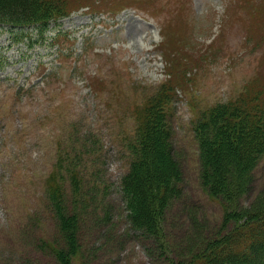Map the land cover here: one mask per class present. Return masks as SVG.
<instances>
[{
  "label": "rangeland",
  "instance_id": "rangeland-1",
  "mask_svg": "<svg viewBox=\"0 0 264 264\" xmlns=\"http://www.w3.org/2000/svg\"><path fill=\"white\" fill-rule=\"evenodd\" d=\"M74 1L40 37L33 28L0 31V264L27 257L57 264L38 244L41 236L58 239L46 186L53 171L64 201L87 218L73 264H169L149 252L173 258L170 245L189 221L172 211L167 244L156 242L130 230L122 200L137 108L166 81L173 85L170 124L183 183L190 204L201 207L205 237L215 234L224 209L200 186L193 126L253 78L264 86V0H112L96 8ZM255 175L260 189L264 155ZM95 209L109 220L96 222Z\"/></svg>",
  "mask_w": 264,
  "mask_h": 264
},
{
  "label": "trees",
  "instance_id": "trees-1",
  "mask_svg": "<svg viewBox=\"0 0 264 264\" xmlns=\"http://www.w3.org/2000/svg\"><path fill=\"white\" fill-rule=\"evenodd\" d=\"M74 2L0 0V31L23 35L26 29L33 28L40 37L51 23L70 15ZM111 3L112 0H85L83 4L96 8ZM33 39L26 40L33 43ZM261 84L260 79L253 78L235 99L205 109L194 122L200 186L224 209L219 231L206 237V225L198 217L201 207L190 204L183 183V166L175 153L169 109L176 98L173 85L166 81L137 108L136 140L128 145L131 166L121 181L129 228L140 236L145 234L167 244L162 238L164 223L172 211L177 213L178 220L186 217L182 222L189 221V228L176 233L170 245L174 257L160 251L149 252L155 261L166 258L169 264H264V185L255 189V171L264 155V86ZM73 174L78 177L76 171ZM46 186L58 239L41 236L39 251L57 264H73L72 259L80 250L81 225L87 218L78 209L71 210L64 201L58 172L50 174ZM99 214L95 209L98 223L110 218L108 212L104 217ZM157 244L162 251L167 250L163 244ZM25 261L43 264L37 258L27 257Z\"/></svg>",
  "mask_w": 264,
  "mask_h": 264
}]
</instances>
